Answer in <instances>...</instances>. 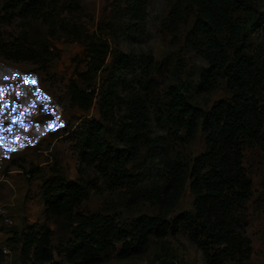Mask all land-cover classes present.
<instances>
[{
  "label": "rangeland",
  "instance_id": "1",
  "mask_svg": "<svg viewBox=\"0 0 264 264\" xmlns=\"http://www.w3.org/2000/svg\"><path fill=\"white\" fill-rule=\"evenodd\" d=\"M8 1L0 0L1 44L20 43L40 51L48 47L49 53L39 63L7 61L0 55V87L5 89L0 98V138L7 142L0 144V206L8 210L13 221L8 225L0 219V243L7 250L0 249V264H33L22 257L23 238L31 228L39 230L43 226L52 232L55 260L72 264L59 251L69 249L75 242L76 214L113 217L130 228L144 215L172 220L182 212H193L194 195L189 182L182 189L172 187L169 168L179 160L191 167L207 149L206 135L199 129L189 141L186 132L173 123L169 118L171 93L179 92L190 105L203 111H209L219 101L230 102L232 93L225 78H218L207 90L199 88L201 76L210 66L189 42L196 22L191 3L146 0L144 14L137 20L119 8L116 0H48L59 20L103 37L112 52H122L142 62L153 58L155 62L150 91L139 83L145 77L142 68L134 66L116 74L120 99L105 119L99 93L102 85L105 89L110 83L107 77L111 71L105 70L95 80L92 89L96 94L89 111L72 105L68 86L78 82V72L86 70L82 62L85 43L61 32L50 36L42 20H8L3 11ZM236 18L246 26L253 19L263 21L264 0L256 2L251 10L238 11ZM249 38L250 54L263 60L264 29L250 33ZM110 64L109 58L107 67ZM25 76L36 83L25 84ZM80 85L83 89L86 86ZM133 92L147 97L151 142L126 165L128 177L119 178L104 174L96 164L84 163L75 135L86 121L95 120L105 127L103 138L110 146L126 149L118 132L126 120V100ZM52 121L62 127L49 130ZM244 155V166L252 181V197L246 204V234L253 250L249 264H264V129L260 143H246ZM51 180L73 183L86 191L71 217L48 213L46 193ZM117 248L102 254L96 264H206L202 252L184 232L162 239L152 237L138 256L123 258L121 245Z\"/></svg>",
  "mask_w": 264,
  "mask_h": 264
},
{
  "label": "trees",
  "instance_id": "2",
  "mask_svg": "<svg viewBox=\"0 0 264 264\" xmlns=\"http://www.w3.org/2000/svg\"><path fill=\"white\" fill-rule=\"evenodd\" d=\"M188 1L196 12L189 42L210 66L201 76L199 88L207 90L218 78H225L232 93L230 102L219 101L209 111L190 105L179 92L171 93L169 118L173 123L186 132L189 141L195 138L199 129L206 135L207 149L195 158L191 167L179 160L169 168L172 187L182 189L189 182L194 210L182 212L172 220L144 215L130 228L120 225L113 217L76 214L75 242L69 249L59 251V254H66L72 264H96L102 254L116 251L119 244L123 258L138 256L152 237L162 239L182 232L202 252L206 264H249L253 250L246 234V204L252 197V181L244 166V148L246 143H260L264 129V59L250 54L249 34L263 30L264 20L253 19L246 26L244 21L236 18L238 11L251 10L259 0ZM116 2L132 18L138 20L144 14L146 0ZM48 4V0H9L3 11L10 21L16 18L42 20L48 26L50 36L61 32L85 43L82 62L86 64V70L78 72V82L73 81L68 86L72 105L84 112L90 110L96 94L92 86L105 70L111 71L107 77L110 83L105 89L102 85L99 93L100 110L105 119L120 99L118 72L130 71L134 66L142 68L145 77L139 83L144 90H151L156 66L153 58L142 62L134 56L112 52L106 39L59 20L56 9ZM48 53V47L40 51L20 43L0 45V55L7 61L39 63ZM109 58L111 64L107 67ZM80 83L86 85L84 89ZM125 105L126 120L119 128L118 137L126 149L110 146L103 138L105 127L95 120L86 121L75 135L84 163L96 164L104 174H115L119 178L128 177L126 165L151 142L147 97L133 92L128 95ZM48 182V213L71 217L86 191L73 183ZM152 194L158 199L157 193ZM51 237V230L45 226L39 230L31 228L23 238V259L32 260L33 264H61L55 260Z\"/></svg>",
  "mask_w": 264,
  "mask_h": 264
},
{
  "label": "snow or ice",
  "instance_id": "3",
  "mask_svg": "<svg viewBox=\"0 0 264 264\" xmlns=\"http://www.w3.org/2000/svg\"><path fill=\"white\" fill-rule=\"evenodd\" d=\"M5 80L8 79V77H4ZM24 82L25 84H30V85H34L36 83V81L34 79H30L28 76L24 77ZM5 94V89L0 87V98L3 97V95ZM18 96L20 95V93L17 94ZM22 120V117H21ZM22 127H26L25 125L21 124ZM55 127H62V125H59L58 123H56V121H52L49 124V130H54ZM37 128L39 129V125L37 126ZM0 131H2V129H0ZM6 141H3L2 138H0V144H6ZM9 151H12L14 149H8Z\"/></svg>",
  "mask_w": 264,
  "mask_h": 264
},
{
  "label": "built area",
  "instance_id": "4",
  "mask_svg": "<svg viewBox=\"0 0 264 264\" xmlns=\"http://www.w3.org/2000/svg\"><path fill=\"white\" fill-rule=\"evenodd\" d=\"M56 110L58 111V108L56 107ZM0 217L2 218V220L8 224V225H12L13 224V221L11 220L10 216H9V213H8V210L3 207V206H0ZM0 249L2 250V252H7L6 249H4L2 246H1V243H0Z\"/></svg>",
  "mask_w": 264,
  "mask_h": 264
}]
</instances>
